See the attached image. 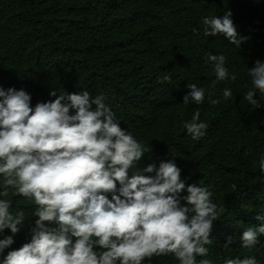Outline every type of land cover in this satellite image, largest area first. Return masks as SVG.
<instances>
[{
    "label": "trees",
    "instance_id": "1",
    "mask_svg": "<svg viewBox=\"0 0 264 264\" xmlns=\"http://www.w3.org/2000/svg\"><path fill=\"white\" fill-rule=\"evenodd\" d=\"M228 11L238 35L249 37L239 48L222 35H204L203 19ZM209 54L224 55L236 80L213 88ZM257 60L264 62V0H0V88L25 90L33 108L54 100L53 90L101 95L121 127L150 148L137 167L174 159L186 186L201 180L212 186L220 215L208 256L197 257V264L250 256L264 264V235L251 249L240 240L247 227L264 223L256 220L264 215V97H254L258 109L243 100L251 88L248 69ZM163 75L171 82L158 83ZM193 83L205 89L204 102L184 104L186 85ZM225 88L232 90L227 101ZM210 95L221 102L210 104ZM197 109L207 128L192 140L183 125ZM7 199L11 212L24 210L25 220L17 234L0 233L14 240L0 253V264L7 252L30 242L38 219L31 201L14 193ZM229 237L233 242L225 248ZM143 264L178 261L153 256Z\"/></svg>",
    "mask_w": 264,
    "mask_h": 264
},
{
    "label": "clouds",
    "instance_id": "2",
    "mask_svg": "<svg viewBox=\"0 0 264 264\" xmlns=\"http://www.w3.org/2000/svg\"><path fill=\"white\" fill-rule=\"evenodd\" d=\"M231 15L228 11L223 17L204 18V35H222L239 48L249 37L238 35ZM207 59L214 64L213 88L220 81L236 80L225 67L224 55L209 54ZM248 76L251 88L243 100L258 109L261 104L254 97L257 92L264 97V62L257 60ZM164 82L170 83V76L158 78ZM186 87L184 104L204 102V88L195 83ZM49 95L55 99L33 108L25 90L0 88V233L9 229L17 234L25 220L23 209L10 211V193L31 201L38 217L30 242L7 252L2 264H143L153 256L197 264V257L208 256L213 221L220 215L211 199L212 186L203 180L186 186L174 159L158 167H137L150 148L121 127L103 96L92 98L87 90H53ZM222 97L229 100L232 90L223 89ZM220 102L209 96L210 104ZM200 115L197 109L183 125L192 140L207 128ZM256 220L264 221V215ZM261 235L264 223L247 227L241 247L260 244ZM232 242L229 237L224 247ZM13 243L12 235L0 239V253ZM199 264L211 261L201 259ZM225 264L259 262L250 256Z\"/></svg>",
    "mask_w": 264,
    "mask_h": 264
}]
</instances>
